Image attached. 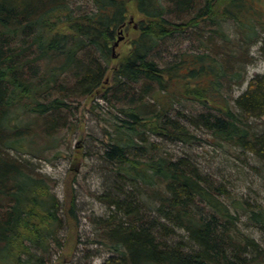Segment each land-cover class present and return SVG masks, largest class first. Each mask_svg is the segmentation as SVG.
<instances>
[{"label": "trees", "instance_id": "1", "mask_svg": "<svg viewBox=\"0 0 264 264\" xmlns=\"http://www.w3.org/2000/svg\"><path fill=\"white\" fill-rule=\"evenodd\" d=\"M73 3L0 0V264H51L79 242L71 183L60 201L31 161L10 152L38 157L37 136L54 148L71 126L61 113L98 92L116 110L101 157L124 187L98 196L111 212L98 220L113 254L102 264H264L263 248L239 227L245 215L264 235V207L230 197L161 142L200 140L175 106L194 100L203 106L194 126L264 161V127L249 123L264 117V72L231 91L245 79L250 45L264 42V0ZM130 10L140 18L114 56Z\"/></svg>", "mask_w": 264, "mask_h": 264}, {"label": "rangeland", "instance_id": "2", "mask_svg": "<svg viewBox=\"0 0 264 264\" xmlns=\"http://www.w3.org/2000/svg\"><path fill=\"white\" fill-rule=\"evenodd\" d=\"M73 1L76 9L85 7V0ZM139 18L140 15L137 12L130 10L126 29L119 31L118 36L122 38L114 47V53L118 54L127 49L128 39L133 33L131 26L136 27ZM231 34L234 35L233 31ZM249 55L251 59L245 64L244 81L232 86L233 97L246 88L250 77L264 72L263 39L250 45ZM100 94L98 92L94 97L71 101L74 107L70 111L61 113V122L71 121V126L58 130L54 136L56 138L54 148H41L46 141L37 136L34 148L36 151L42 149L38 157L10 152L14 156H21L31 161L36 167L35 170L48 179L60 201L64 199L65 185L71 183L75 190L79 242L75 248L63 249L59 256L55 254L51 264H102L113 255L102 243L105 240L102 229L98 225V220L108 218L111 212L108 205L100 201L98 196L103 193L114 194L117 187L122 189L124 187L121 182L116 184L113 168L101 157L107 143L106 132L110 130L105 119L109 117V110L114 112L116 110L110 106L109 102L102 99ZM175 106L183 112L181 121L200 140L193 144L161 141L164 150L171 157L190 158L199 166L202 173L222 183L228 189L230 197L241 202L246 201L253 206L264 207V161L247 151L221 142L207 130L194 126L192 122L194 116L203 109L199 102L187 99L176 103ZM249 123L252 131L258 132L264 127V117L252 118ZM150 139L156 140L153 136ZM238 211L243 213L242 209ZM239 227L253 237L264 250V235L246 222L245 215L241 216ZM64 234L65 232H61L59 235ZM176 239L185 241L186 237L183 232H179Z\"/></svg>", "mask_w": 264, "mask_h": 264}, {"label": "water", "instance_id": "3", "mask_svg": "<svg viewBox=\"0 0 264 264\" xmlns=\"http://www.w3.org/2000/svg\"><path fill=\"white\" fill-rule=\"evenodd\" d=\"M121 31V30H120ZM122 37L121 36H118L117 39L112 43V54L115 56V53H114V47L118 44V40H120Z\"/></svg>", "mask_w": 264, "mask_h": 264}]
</instances>
